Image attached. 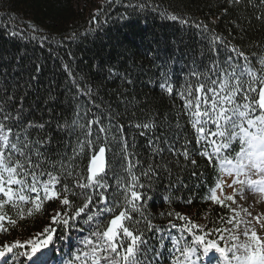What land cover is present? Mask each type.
<instances>
[{
	"label": "trees",
	"instance_id": "trees-1",
	"mask_svg": "<svg viewBox=\"0 0 264 264\" xmlns=\"http://www.w3.org/2000/svg\"><path fill=\"white\" fill-rule=\"evenodd\" d=\"M262 16L260 0H0V122L12 129L13 142L17 135L33 142L29 155L40 166L27 170L37 174V187L51 173L60 193L53 200L43 197L42 211L32 214L31 203L5 205L0 235L28 239L41 231L38 244L52 236L46 258H65L66 252L83 264L89 251L84 241L95 242L92 234L127 208L138 221L127 223L147 242L142 264H175L184 249L203 253L208 241L221 247L231 203L211 199L221 171L215 157L201 155L212 153L213 139L220 141L196 133L185 89L207 84L205 76L217 79L214 65L228 68L225 61L237 74L249 69L264 74ZM213 36L223 40L213 42ZM241 50L244 57L237 54ZM209 107L210 102L201 104L202 110ZM145 123L152 127L140 126ZM215 130L211 122L206 125V131ZM102 145L106 186L78 187V181L87 183L90 158ZM129 187L141 196L135 201L139 211L125 204V195L132 198ZM65 196L67 206L61 203ZM88 196L91 203L76 215ZM204 216L206 225L199 228L194 221ZM191 225L197 227L188 231ZM172 235L181 244L178 254ZM196 236H204V243ZM19 245L7 264L31 261L33 242Z\"/></svg>",
	"mask_w": 264,
	"mask_h": 264
},
{
	"label": "snow or ice",
	"instance_id": "snow-or-ice-1",
	"mask_svg": "<svg viewBox=\"0 0 264 264\" xmlns=\"http://www.w3.org/2000/svg\"><path fill=\"white\" fill-rule=\"evenodd\" d=\"M232 3H240L241 0H231ZM251 3V0H249ZM261 4H264V0H260ZM264 19V16L261 17ZM172 19H176L175 16ZM201 27H204L201 25ZM223 40L221 36H213L212 41ZM236 51V49H233ZM239 56L244 57V52L241 50L237 53ZM245 60L247 58L245 57ZM228 68H223L220 65H214L215 75L217 79H211L205 76L208 83L200 82L194 89L192 86H188L185 89L187 99L185 100V107L191 112V115L195 117V122L192 127L195 128L196 133L201 137L211 136L213 138L220 137V142L217 143L215 139L211 141L213 146L212 153L203 152L201 155L206 156L209 160L215 159L220 161L221 170H226L229 175L235 172L237 177L245 172L247 169L249 172L254 174L264 175V74L257 75L250 69L247 72H240L237 74L235 67L230 61H225ZM260 64L262 65V73H264V59H261ZM232 70L229 71L228 69ZM210 72L212 69L209 70ZM221 72L224 75L221 77ZM196 75V73H192ZM205 75V74H201ZM247 75L248 79L245 80L244 76ZM218 86V87H217ZM164 87V85H162ZM167 91L173 92L171 85H167ZM207 92H211L212 96H206ZM198 93L199 95H194ZM252 93L257 95L253 96ZM184 95V94H182ZM243 101V102H241ZM210 107L206 110L201 109V104H209ZM259 109L258 115H253ZM201 117L207 119L201 121ZM4 120L11 119L10 116L5 115ZM211 122L216 126L215 131H206V125ZM144 128L152 127L151 123H145L140 125ZM40 129L43 125L38 126ZM104 131V129H101ZM12 129L7 128L6 125L0 122V195L6 199H0V213H3L5 205H12L13 207L19 208L20 203H31L34 208L27 209L28 214H32L33 211H42V197L36 195L34 199L27 193L38 192V179L35 172H29L28 167H39L38 163H34L32 157L29 155L31 144L33 142L27 139L21 140L17 135V142H13L10 139ZM239 140L240 149L235 154V161L229 159L227 156L224 158L220 157V153L224 149H229L232 142ZM35 143H39L36 141ZM92 143V141H88ZM85 145H80V152L83 153ZM5 149L11 151L6 152ZM18 154V155H17ZM187 155V153H185ZM39 153H37V157ZM106 148L100 146L97 153H94L90 162L87 166L88 175L86 177L87 183L81 184L77 182L78 187L87 189L88 187H104L102 183L103 174L106 169ZM23 157V159H20ZM193 164L196 162L193 160ZM63 167V165H62ZM129 172L131 169L129 168ZM69 176L71 172L67 173ZM49 180L43 184L44 198L53 200L60 196V193L55 190V185L59 182L56 176H52L48 173ZM148 175V173H145ZM31 177V182L27 180V177ZM83 178V177H81ZM132 181L135 183L137 177L132 176ZM239 183H245V181H239ZM246 183L249 186L259 185V191L264 192V180L252 181L247 180ZM19 186V187H14ZM217 188L221 185L217 183ZM27 189V193L26 190ZM67 190V189H66ZM128 191L131 193V199L127 195L124 196L125 204L131 207L132 212L139 211V207L135 201L140 199L141 196L137 191H134L129 187ZM106 201V197H101ZM211 199L218 204H222L215 191L211 194ZM229 200H233L234 197H227ZM87 203L77 209L76 215L84 212L92 201L91 196L86 197ZM62 205L67 206L70 204L69 199L65 196L62 201ZM107 212H113L112 208L105 209ZM58 215H64L59 213ZM181 219L185 217L177 213ZM5 215L0 214V222L5 220ZM55 220L56 217H53ZM93 217L89 216L88 220H92ZM138 223L133 220L129 210L125 208L120 210L118 214L112 216L109 220L106 228L103 231H96L92 235L96 237L94 242L92 239H86L85 244L89 245V251L83 253L84 261L83 264H142L140 256L146 255L147 242L143 239L142 235L137 234L139 229H133L127 222ZM257 223L261 226V230L264 231V220L256 217ZM13 225L15 221H10ZM65 224L68 220L63 221ZM231 223V221H229ZM244 224L242 234L245 237H249L242 243L232 244L231 249L225 250V248L217 245L215 241H208L204 246V252L207 253L211 249H215L227 258L228 251H234L243 249V255H234L233 259L236 260L237 264H264V239L258 235L256 230L249 232L248 225L250 221H243ZM151 226V225H149ZM196 225L188 227V231H191ZM239 227V224H237ZM2 230V229H0ZM119 238V239H118ZM230 239L238 240V236L231 235ZM52 240V236L48 235L47 239L43 241V244H34L32 247V254L39 251L40 247L48 244ZM196 240L200 243H204V236H196ZM125 241L127 246L125 247ZM19 245V242H15L14 245L8 246L5 244L3 247L8 252L12 251V248ZM23 246V245H19ZM145 248V252H141V247ZM124 248L123 252L120 249ZM195 249H184L182 254L185 259L188 258L189 254L194 253ZM5 255L4 250H0V257ZM79 259V257H77Z\"/></svg>",
	"mask_w": 264,
	"mask_h": 264
},
{
	"label": "rangeland",
	"instance_id": "rangeland-1",
	"mask_svg": "<svg viewBox=\"0 0 264 264\" xmlns=\"http://www.w3.org/2000/svg\"><path fill=\"white\" fill-rule=\"evenodd\" d=\"M247 180H264V175L254 174V170L253 172H249L247 169H245V172L237 177L235 172H232L231 175H229V173L225 170L224 173L221 172V176L218 181L221 187H216L214 189L217 197L220 200H228L232 205V214L229 220L231 221V223H228L224 226V231L220 236V240L223 243L222 247L225 248V250L231 249L232 244L242 243L249 238L245 237L242 234V230L244 227V224L242 223L243 221H250V224L248 225L249 232H251V230H256L258 235H260L261 238L264 239V231L261 230V226L256 221V217L264 220V193L259 191V185L249 186L246 183ZM239 181H245V183H239ZM43 184L40 188H38V192L34 193L33 199L36 195L44 196ZM229 196L234 197V199H227V197ZM58 211L59 209L57 208L55 210V215H57ZM206 219L207 216H204V218L202 219L197 218L194 223H198V227L201 228L203 225H206ZM237 224H239V227H237ZM40 232L41 231H38V233L32 235L28 239H19L17 237L15 239H12L11 237L3 233L0 235V250H5L3 247L5 244H7L8 246H12L16 240L20 241L19 244L33 242L34 245L37 243L36 235ZM231 235H236L239 239L232 240L230 239ZM47 247H50V245H48ZM228 252V254L231 255L232 258L234 255H243V249ZM232 264H237L235 259H233Z\"/></svg>",
	"mask_w": 264,
	"mask_h": 264
},
{
	"label": "water",
	"instance_id": "water-1",
	"mask_svg": "<svg viewBox=\"0 0 264 264\" xmlns=\"http://www.w3.org/2000/svg\"><path fill=\"white\" fill-rule=\"evenodd\" d=\"M104 147H105V146H104ZM97 152H98V151H97ZM97 152H96V153H97ZM105 158H106V165H107V154H106Z\"/></svg>",
	"mask_w": 264,
	"mask_h": 264
},
{
	"label": "bare ground",
	"instance_id": "bare-ground-1",
	"mask_svg": "<svg viewBox=\"0 0 264 264\" xmlns=\"http://www.w3.org/2000/svg\"><path fill=\"white\" fill-rule=\"evenodd\" d=\"M257 202V201H256Z\"/></svg>",
	"mask_w": 264,
	"mask_h": 264
}]
</instances>
